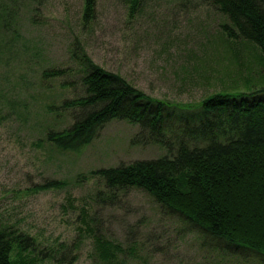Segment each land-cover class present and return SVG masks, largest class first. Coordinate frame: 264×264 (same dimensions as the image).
<instances>
[{
    "label": "rangeland",
    "instance_id": "obj_1",
    "mask_svg": "<svg viewBox=\"0 0 264 264\" xmlns=\"http://www.w3.org/2000/svg\"><path fill=\"white\" fill-rule=\"evenodd\" d=\"M131 1L96 0L95 18L85 22V0H0V216L38 247L57 249L79 238L86 209L97 232L126 250L127 264H262L219 247L142 189L108 198L94 171L167 154L139 136L138 124L114 119L80 152H60L46 140L50 127L72 123L63 101L85 92L73 57L78 45L159 98L199 102L264 83L259 47L229 37L222 29L229 18L209 0H147L135 8ZM53 70L64 72L46 74ZM52 180L60 186L41 187ZM92 247L85 238L70 264H93Z\"/></svg>",
    "mask_w": 264,
    "mask_h": 264
},
{
    "label": "trees",
    "instance_id": "obj_2",
    "mask_svg": "<svg viewBox=\"0 0 264 264\" xmlns=\"http://www.w3.org/2000/svg\"><path fill=\"white\" fill-rule=\"evenodd\" d=\"M144 1L132 0V7ZM209 1L229 18L231 24L222 25L227 35L253 43L264 58V0ZM84 10L83 21L94 19L96 0H85ZM77 49L73 57L85 92L63 101L72 123L62 129L50 127L46 140L60 152H80L114 119L138 124L139 136L167 154L94 171L103 178L108 198L142 189L219 247L251 254L264 264V83L185 103L150 95L95 63L84 48ZM60 183L52 180L41 187ZM81 220L85 226L79 227V238L55 249L38 247L34 236L0 216V264H37L47 258L70 264L77 260L85 238L92 242L93 264H127L126 250L97 232L86 209ZM15 249L17 259L12 258Z\"/></svg>",
    "mask_w": 264,
    "mask_h": 264
}]
</instances>
